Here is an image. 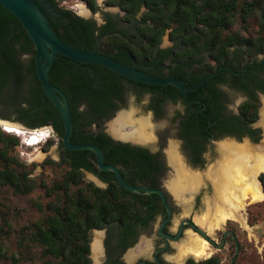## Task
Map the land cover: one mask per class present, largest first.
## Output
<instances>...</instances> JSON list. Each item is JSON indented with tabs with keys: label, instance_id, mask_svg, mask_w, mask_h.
<instances>
[{
	"label": "trees",
	"instance_id": "16d2710c",
	"mask_svg": "<svg viewBox=\"0 0 264 264\" xmlns=\"http://www.w3.org/2000/svg\"><path fill=\"white\" fill-rule=\"evenodd\" d=\"M37 1L68 44L108 55L155 76H175L192 86L224 65L239 72L224 68L189 91L190 98L203 100V111L214 121L210 125L209 117L199 111L200 103L188 102L175 85L134 81L106 66L58 54L49 75L70 100L71 142L100 146L105 163L119 166L128 183L156 182L158 174H166V169L160 170L157 155L128 143L113 144L101 127L103 118H109L118 107L116 102L124 103L130 95L140 100L148 95L149 107L158 114H163L162 106L168 103H184L187 109L180 115V133L197 160L211 132L229 130L234 118L243 126L259 118L260 102L254 94L264 87L258 78L264 73V59H258L264 54V0H106L124 14L116 18L105 13L102 25L76 14L64 0ZM80 1L92 11L99 9L97 0ZM166 34L173 45L162 48ZM0 40L1 116L30 130L52 126L53 137L64 150L61 160L47 158L41 164L43 171L34 174L37 164H28L18 156L20 137L0 125V264H93L92 231L115 221L130 222L135 212L133 199L127 197L130 191L113 171L99 168L92 149L65 147L62 117L37 74L34 42L20 20L1 4ZM23 54L29 57L22 59ZM223 84L249 94L239 115L226 111L229 95L220 87ZM51 142L50 138L47 145ZM82 168L95 171L109 186L102 188L86 179ZM260 179L264 188V173ZM248 221L255 225L258 218L249 214ZM227 228L238 237L229 236L225 254L190 259L187 264H255L254 253L248 249L252 242L245 240L239 224L228 220Z\"/></svg>",
	"mask_w": 264,
	"mask_h": 264
},
{
	"label": "flooded vegetation",
	"instance_id": "af4514ba",
	"mask_svg": "<svg viewBox=\"0 0 264 264\" xmlns=\"http://www.w3.org/2000/svg\"><path fill=\"white\" fill-rule=\"evenodd\" d=\"M118 15L122 16L120 14ZM114 17L116 16L114 15ZM105 22L106 20L104 16V21L98 25H102ZM12 26H14V23L12 24ZM119 26L122 27V24H120ZM1 42L2 41L0 40V43ZM28 57H29L28 54L22 55V59H26ZM258 59L259 60L264 59V54L259 55ZM234 73L239 74V72L236 71ZM258 78H259V82L264 81V73L260 74ZM220 87L225 91H227L228 93L230 91H233V92H239L243 95L244 99L242 98L240 101L229 99L226 102V108H227L226 111L232 115H239V107L243 101H245L250 97L249 94H246L242 91H236L233 88H231L228 84H223ZM263 93H264V87L258 88L256 90V93L254 94L258 98L260 103L262 102L261 94ZM131 96H135V95H130L129 97ZM129 97H127V100L124 103H120L119 101L116 102V104H118V107L115 110H113V113L109 118H103L101 127L103 128L104 132H106L110 136V138L113 141V144L128 143L132 146H139L145 148L153 155H157L161 165L160 170L163 171L166 169V172L169 168L173 167V165L168 160L169 157L167 159L166 152L164 151V144L166 143L167 139L171 136L177 138L181 142V147H180L182 151L181 153L184 157L186 164L191 168H201L204 163L205 154L207 152L208 146L209 144L212 143L211 137H213L215 141H219L221 139H224L226 136H231L242 141L244 136L240 138L239 135H241V133L246 131L249 134H246L245 136L249 137L253 143V142H259L262 135L261 130L264 129L263 126L258 125L259 123L258 119L250 123L248 126H243L240 119L234 118L233 122L232 121L230 122L229 130L227 128L226 131H215L209 134V136L207 137L206 148L201 153V155H198V158L200 160H197L196 157L197 155L191 150V148L188 147L187 140L184 139L180 133L181 132L180 115L184 114L187 109V106L182 102H178V103H181L183 105V110H176L174 114L170 117V120L172 121L171 127L173 131L169 133L167 132L166 133L167 136L166 135L163 136L162 133H160L158 136L155 135V137L157 138V142L159 143L158 144L159 147L157 149H152L149 147L151 143L154 142L153 141L154 139L148 142H140L108 132V130L104 128V124L110 121L112 118H114L118 112L123 110V108L128 105ZM136 99L140 101V99H138L137 97ZM149 106H150V99L146 105V108L151 112L153 118L162 119L167 117V113H168L167 105L162 106L163 114H158L153 108H150ZM96 125L97 124L95 123V126ZM50 127L53 130L52 126ZM255 129L259 130V132L258 133L253 132V130ZM231 131L234 132L233 135L228 134ZM257 137H259L258 140H256ZM62 151H63L62 153L63 155L64 150L62 149ZM82 170L84 171V174L90 173L91 175L97 178L98 182L90 179L96 185L102 188H106L109 186V182L101 178L95 171L87 170L85 168H82ZM158 176H159V180L156 182L152 181L148 183L145 180H138L133 185L159 189L163 192L165 199L159 192H154V191L133 192L128 190L131 193L130 192L127 193V197L133 199L134 211H135L132 214V218L130 222L122 223L119 221H115L108 224L105 228L100 230L103 231V236H102L103 253L101 255L100 264H187V262L190 259H194L195 261L203 260L200 259L202 255H203L202 257L205 256L208 258L207 255L210 253L209 251L211 250L210 245H213L218 250L223 251L225 248H227L230 235L234 236V238L237 239L238 237L237 234H235V232L232 229H228L226 224V227L222 229L223 233L221 234L220 241L219 239L218 241H216L213 238L214 242L208 241L210 244L208 245L207 240L203 238V234H202V231L205 232L207 231L199 226L198 224L199 222L197 223L195 221L193 212H191L189 215L179 214L181 208V199H178L174 195V193L167 187L165 183L166 174H164L163 176L158 174ZM198 194L194 196V198H196L195 206L199 201ZM176 213L181 215L180 216L181 218L179 222L174 225L173 216ZM194 224H197L199 228L196 227ZM94 231L95 229L92 231V233ZM191 232L194 234L195 237L198 236V238L203 239L206 245L201 255L191 254L188 257H186L183 260V262L179 263V261L177 260L178 257L175 254L178 249V245H180V243L184 241V238L187 236V234ZM187 243L188 245H190L189 241H187ZM140 244L145 246V250L142 254L136 256L133 260H130L127 257V255L125 257V254L127 252L136 248ZM237 246L238 249L236 252L238 253L240 248L239 245ZM93 259L94 258L92 257V260ZM93 264H94V260H93Z\"/></svg>",
	"mask_w": 264,
	"mask_h": 264
},
{
	"label": "bare ground",
	"instance_id": "6f19581e",
	"mask_svg": "<svg viewBox=\"0 0 264 264\" xmlns=\"http://www.w3.org/2000/svg\"><path fill=\"white\" fill-rule=\"evenodd\" d=\"M80 8L82 13L88 14L89 11L83 4L80 5ZM262 104L260 122L264 128V96L262 97ZM0 123L8 131L17 134L23 132L18 124L1 119ZM127 124H133L134 129L122 133V127ZM110 126L111 131L118 136L140 142H148L154 139V125L148 116L135 118L134 112L121 111ZM218 146V161L210 166L207 171L201 172L188 167L179 152L178 145L172 142L168 155L170 163L177 169V175L172 180L171 189L176 196L180 197L188 190L190 192L198 190L206 180H209L214 186V197L208 200V210L203 216L207 228L213 231L223 226L229 219L237 220L248 227L249 224L243 214L248 199H252V201L264 199L263 184L259 178L260 173L264 172V139L255 144L248 139L241 142L225 138L218 143ZM211 202H214L215 207L212 206ZM96 233L93 251L96 264H100L103 253V231ZM195 238V236L191 237L190 245L184 244L183 253L177 259L179 262H183L191 254H202L204 244ZM144 250L145 246L140 244L130 250L127 257L133 260Z\"/></svg>",
	"mask_w": 264,
	"mask_h": 264
},
{
	"label": "rangeland",
	"instance_id": "374dc122",
	"mask_svg": "<svg viewBox=\"0 0 264 264\" xmlns=\"http://www.w3.org/2000/svg\"><path fill=\"white\" fill-rule=\"evenodd\" d=\"M63 3L67 7L73 9L76 13L82 15L83 17L94 18L97 22H100V23H102L104 21L105 12H108L112 15H118V14L123 15L124 14V12L121 10L120 7L107 5L106 0H97V3L99 5V9L97 11H92L85 2L80 1V0H64ZM81 4H83L86 7V9L89 11L88 14H84L81 12L82 11L80 8ZM171 45H172V42L170 40L169 34H166L163 38L161 46L163 48H166V47H169ZM228 95H229V99H231V100L240 101L243 98V95L239 92L230 91L228 93ZM148 101H149L148 95H146L140 101H138L135 96H131V97H129L128 105L126 107H124L122 111L134 112L135 118H140L142 116H148V117L152 118V123L154 125V136L155 135L158 136L160 133H162L163 136H165L167 132L168 133L172 132L173 131V129L171 127L172 121L170 120V117L174 114V112L176 110H183V105L181 103H175V104L174 103H168L167 104V111H168L167 117L162 118V119H156V118H153L151 112L146 108ZM262 105L263 104L261 102L260 107H259V118H258V120H259L258 125L259 126H262L261 122H260ZM120 112H118L114 118H112L110 121H108L104 124V128L109 130L112 134L114 132L111 131L110 124L112 121H114V119L118 116V114ZM0 116H1V114H0ZM8 120H10V119H8ZM10 121L17 123L21 127V130H23V132L20 133L21 135H18L16 132H13V133L17 134L21 139V145L17 149V153H18V156L20 157V159L22 161H24L28 164H32V163L37 164L34 174H39L43 171V166L41 164L47 158H52V159L58 160V161L61 160L63 151L60 148V144H59L57 138L52 137L51 138L52 142L49 145H47V142L50 139L47 140L46 142H42L40 145L29 146V145L25 144L23 142V140H25L30 135V132H29L30 129H25L26 126L21 125V122H19V121H15V120H10ZM2 128L5 129L4 126H2ZM38 129H47L48 131L50 129V131H52V133H53V130L51 129L50 126L41 127ZM133 129H134L133 124H127V125L122 127L121 131H122V133H125L128 131H132ZM261 132H262V135H261V138L259 140V143L264 139V129H262ZM222 140H224V139H221L219 141H215L214 143L209 144L207 152L205 154L204 163H203L201 168H191V167L190 168L194 169V170H199L201 172H205L208 170V168L210 166L214 165L218 161V158H219L218 143ZM153 141L154 142L151 143V145L149 147L152 149H157L159 147L158 146L159 143L157 142V138L155 137V139ZM172 142H175L178 145L179 152L182 155V153H181L182 151L180 148L181 142L177 138L171 136L167 139L166 143L164 144V151L166 152L167 159L169 157L167 152H168ZM262 173H264V172H261L260 174H262ZM176 175H177V169L174 166L169 168L166 172L165 183L171 191H172L171 183H172V180L176 177ZM85 177L89 180L92 179V180L98 182L97 178L94 177L93 175H91L90 173H86ZM196 194L199 195V201L197 202V205L195 206L196 198H194V196ZM176 197L178 199H181V208H180L179 214H182V215L188 214L189 215L191 212H193L194 219L197 223L199 222L198 223L199 226L202 227L203 229H205L209 233V235H211V237H213L216 241H218V239L220 241L221 234L219 233V230L224 229L226 227V224L228 221L223 226H221V227H219L213 231H210L207 228L205 221L203 220V216L205 215L206 211L208 210V206H209L208 200L213 199V197H214V186H213V184L209 180H206L205 183L202 184L198 190H194L191 192H190V190H188V191H186V193L184 195H182L180 197L179 196H176ZM211 203H212V206L215 207L214 202H211ZM179 214L176 213L173 216L174 225L176 223H178L180 218H181L180 217L181 215H179ZM243 214L247 219V223L249 224L248 227L243 225L242 223H240L237 220H233V219H229V220H233V221L237 222L239 224L240 228L242 229L244 235H245V240H247L248 243L252 242L251 245H249L248 249H249V252L253 251V253H254V256L256 259L254 261V263L255 264H264V199L260 200V201H252V199H248L247 205H246L245 209L243 210ZM249 214L252 217L258 218L257 224L251 225L249 223V221H248ZM96 232L97 231H94L92 233V241H91V255L94 258L93 259L94 264H96V260L94 257L93 242H94V239H95L96 234H97ZM192 236H194V234L192 232L187 234V236L184 238V241L182 243H180V245H178V249L175 253L177 257H180L182 255V253H183L182 248L184 247V244H188L187 241H189ZM196 237H197L196 239L198 241H200L202 244H204V247H205V245H206L205 241L203 239L198 238V236H196ZM208 245H210L209 242H208ZM210 246H211L210 247L211 250L209 249L210 250L209 252L211 254V255L209 254L210 256H212L214 253H218V252L224 253V254L226 253V249H224L223 251H220L215 246H213V245H210ZM127 253L125 254V257L127 255ZM209 255H207V256L210 257ZM202 256L200 259H206L207 258L205 256L204 257H202ZM224 257H225V255H224Z\"/></svg>",
	"mask_w": 264,
	"mask_h": 264
},
{
	"label": "water",
	"instance_id": "95a60500",
	"mask_svg": "<svg viewBox=\"0 0 264 264\" xmlns=\"http://www.w3.org/2000/svg\"><path fill=\"white\" fill-rule=\"evenodd\" d=\"M0 4L4 6L8 11L13 13L22 23L23 27L28 32L30 38L33 40L34 45L36 47V69L39 79L42 82L43 89L45 94L50 98L53 104L58 109L65 128V133L62 138V141L65 147L69 150H80V149H92L97 155V162L99 168L102 170H111L115 173L118 182L127 190L133 192H159L163 197V192L159 189L147 188L143 186H134L129 184L126 179L123 177L121 169L119 166L112 163H105V155L103 149L94 143H72L71 136L73 134V116L72 109L69 97L65 93L63 89L54 85L50 79V69L57 58L58 54H62L70 59L78 62L99 64L106 66L113 71L121 74L131 80L140 81L147 84H160V85H168L172 84L178 87L184 98L190 103H200L199 111L204 115L208 116L207 113L203 111V100L202 99H192L189 97V91H194L197 88L204 85L208 80L216 76L222 69L226 68L233 72L234 69L229 65H224L216 69L213 73L209 74L205 78H203L200 82L195 85H188L186 81L181 78L175 76H166L159 77L153 74L144 72L137 68L136 66H129L121 61H118L108 55L99 53L94 50H87L84 48H78L73 45L65 42L54 30L52 25L49 22V19L41 9L40 4L37 0H0ZM87 18V17H86ZM98 24H101L98 22ZM264 93L261 94V101ZM122 111V110H121ZM209 117V116H208ZM1 120L12 122L6 118H2ZM15 123V122H12ZM17 124V123H15ZM209 124L213 125L214 121L209 117ZM0 125H2L0 123ZM21 125H24L21 123ZM3 126V125H2ZM25 127V126H24ZM25 129H28L25 127ZM108 132H110L108 130ZM225 138L238 140L231 136H226ZM224 138V139H225ZM155 139V136H154ZM248 139L252 142V140L244 136L242 141ZM211 142L214 143L215 140L211 137ZM258 143V142H253ZM260 178V176H259ZM261 180V179H260ZM262 183V181H261ZM165 199V197H164ZM196 227L197 224H194ZM201 229V228H200ZM101 229H95V231H100ZM203 237L209 241L214 242L213 237L209 235V233L202 231Z\"/></svg>",
	"mask_w": 264,
	"mask_h": 264
},
{
	"label": "built area",
	"instance_id": "2783aa9c",
	"mask_svg": "<svg viewBox=\"0 0 264 264\" xmlns=\"http://www.w3.org/2000/svg\"><path fill=\"white\" fill-rule=\"evenodd\" d=\"M50 132V129L49 131L47 129H35V130H31V133L30 135L25 139L23 140V142L27 145H40L41 143H37L35 144V142H38L41 138H42V134H46ZM52 131H51V136L53 137L52 135Z\"/></svg>",
	"mask_w": 264,
	"mask_h": 264
},
{
	"label": "clouds",
	"instance_id": "9594fccd",
	"mask_svg": "<svg viewBox=\"0 0 264 264\" xmlns=\"http://www.w3.org/2000/svg\"><path fill=\"white\" fill-rule=\"evenodd\" d=\"M31 133V130L29 131ZM21 135V134H20ZM50 138H52L51 136V131L46 133V134H42V138L38 141V143H42V142H46L47 140H49Z\"/></svg>",
	"mask_w": 264,
	"mask_h": 264
}]
</instances>
